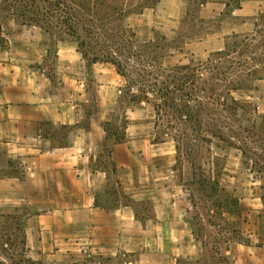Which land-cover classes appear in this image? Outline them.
<instances>
[{
	"label": "crops",
	"instance_id": "obj_1",
	"mask_svg": "<svg viewBox=\"0 0 264 264\" xmlns=\"http://www.w3.org/2000/svg\"><path fill=\"white\" fill-rule=\"evenodd\" d=\"M235 1L202 0L199 12L248 18L263 11L264 0ZM157 4L172 20L186 11L185 0ZM140 15L144 24L152 18ZM135 17L126 22L140 30ZM27 30L0 43V214L23 215L34 253L74 249L128 257L127 264H204L206 258L218 264L211 255L222 252L225 264H264L261 197L254 231L200 234L197 217L205 205L193 200L187 184L193 168L171 139L156 140L146 109L125 110L123 139L104 130L123 78L102 63H87L74 40L48 47L42 29ZM236 31L190 45L206 49ZM256 92L264 94V80ZM241 205L238 200L240 211ZM221 209L213 204L211 211L226 214Z\"/></svg>",
	"mask_w": 264,
	"mask_h": 264
},
{
	"label": "trees",
	"instance_id": "obj_2",
	"mask_svg": "<svg viewBox=\"0 0 264 264\" xmlns=\"http://www.w3.org/2000/svg\"><path fill=\"white\" fill-rule=\"evenodd\" d=\"M151 1L154 5L159 0ZM28 2L23 11L13 12L21 22L39 26L53 38L74 40L87 63L109 64L124 79L120 92L126 107L149 109L156 140L170 137L178 156L190 162L191 183L201 171L197 184L216 192L220 156L213 148L234 149L254 164V122H250L254 108L235 93L256 88L264 80V36L257 37L258 24L253 33L227 36L223 48L204 62L175 63L171 59L175 50H181L183 39L152 30L151 38L140 40L126 19L142 10L126 8L121 0ZM246 114L250 118L244 124ZM262 118L260 141L264 140ZM122 122L121 133L112 131L110 123L104 124V130L121 140L125 114ZM207 197L218 206H238V201L224 194Z\"/></svg>",
	"mask_w": 264,
	"mask_h": 264
},
{
	"label": "rangeland",
	"instance_id": "obj_3",
	"mask_svg": "<svg viewBox=\"0 0 264 264\" xmlns=\"http://www.w3.org/2000/svg\"><path fill=\"white\" fill-rule=\"evenodd\" d=\"M126 8L131 10H142L149 15L148 24L142 22L141 13L132 14L136 16L135 23H141V29L136 30L138 38L140 40H146L152 37L153 31L161 32L168 37L182 38L181 50H175L173 53L172 62H204L210 55L215 52L220 46L223 47L224 41L227 36L232 33L247 34L253 33L256 29L255 24H258L259 35L258 38L264 36V7L261 13L248 18L234 17L229 13V10H224L221 13H200V2L202 0H185V13L178 19L172 20L162 13V9L158 4L153 5L151 0H121ZM230 5H235V0H226ZM30 3L28 0H4L0 2V43H3L6 34L12 31H28L32 28L35 31H40L39 26L32 23L26 24L20 21L13 12L23 11L24 7ZM148 4L150 6L145 7ZM46 10L43 4H40ZM153 14V15H152ZM236 29V32H231L222 36V41L219 37V42H210L207 48L192 46L190 43H195L201 38L207 36H216L223 32H230L231 29ZM41 29V28H40ZM153 30V31H152ZM43 39L46 43H49L48 47L53 46L54 42L60 41V37H51L44 30ZM219 32V33H218ZM38 35V33H37ZM189 35L188 37H184ZM65 40V39H64ZM221 43V44H220ZM51 57V54H50ZM104 68L114 72L113 67L109 64H104ZM124 85V79H122ZM258 83V82H257ZM256 83V84H257ZM123 87V86H122ZM122 89V88H121ZM235 97L241 101L248 102L254 108V116H250V122H254V164L247 162L242 158V155L234 150L229 149L221 151L213 148L214 152L220 156L218 160L219 167V186L216 188V192H212L210 189L200 188L197 184V178L200 172L195 176V182L187 183L191 189V195L193 200L198 203H203L205 208L199 212L201 215L198 219V232L200 234L216 235L217 233H223L230 229L240 230L242 232L254 231V219L256 215L254 213V203L256 200L262 198L264 202V140L260 141L262 133L259 126L262 124L264 115V94H257L256 88L249 91H242L235 93ZM116 100V109L110 127L112 131L115 130L118 133L122 132L123 127V115L126 109V102L124 99V92L120 91L114 96ZM146 109V108H145ZM145 112L153 119L149 109ZM249 115H245L242 120L244 124H247ZM171 139L170 137H165ZM260 180H262L260 182ZM224 194L233 200L241 201V211L238 206H221L224 215L218 212H212L213 203L209 199L208 195ZM231 214V215H227ZM233 215H238L237 219ZM15 217V218H14ZM208 219V221H206ZM20 221H22L20 223ZM214 223V225H213ZM24 218L21 214L3 213L0 214V261L4 264H127L129 262L128 257H120L118 259H108L102 255L94 254L90 251L80 254L76 250H67V253L58 252L52 253V255H41L34 253L35 248L33 240L26 237L24 229ZM224 237H227L225 234ZM209 237L207 238V246L212 247L214 244ZM36 240V239H34ZM59 247L56 248L58 250ZM212 254V253H211ZM218 261V264H225L224 255L221 252L220 255L212 254L211 261ZM204 264H210L209 260H205Z\"/></svg>",
	"mask_w": 264,
	"mask_h": 264
}]
</instances>
